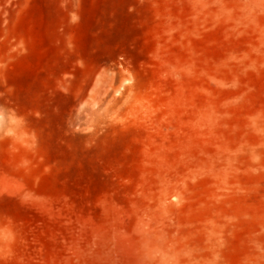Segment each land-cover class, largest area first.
Returning <instances> with one entry per match:
<instances>
[{"label": "rangeland", "instance_id": "1", "mask_svg": "<svg viewBox=\"0 0 264 264\" xmlns=\"http://www.w3.org/2000/svg\"><path fill=\"white\" fill-rule=\"evenodd\" d=\"M0 264H264V0H0Z\"/></svg>", "mask_w": 264, "mask_h": 264}]
</instances>
